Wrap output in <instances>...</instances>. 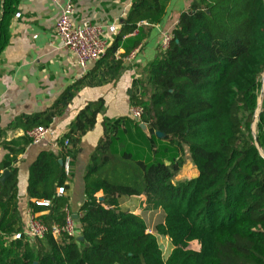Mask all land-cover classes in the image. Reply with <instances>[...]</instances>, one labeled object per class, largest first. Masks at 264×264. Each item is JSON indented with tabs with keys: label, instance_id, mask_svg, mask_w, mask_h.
Returning <instances> with one entry per match:
<instances>
[{
	"label": "trees",
	"instance_id": "1",
	"mask_svg": "<svg viewBox=\"0 0 264 264\" xmlns=\"http://www.w3.org/2000/svg\"><path fill=\"white\" fill-rule=\"evenodd\" d=\"M169 1L132 0L107 53L114 55L122 37L139 23H159ZM19 2L0 0V54L9 43ZM173 34L169 49H161L146 68L140 92L131 94V106L144 108L141 121L131 115L104 120V134L85 173L78 236L16 238L24 228L17 162L31 139L26 134L7 139L16 126H50L78 83L52 109L0 128V147L8 150L0 162V264H264V157L257 146L264 148V104L255 134L252 129L264 72V0L244 5L241 0H194ZM142 39L133 38L124 54ZM104 104L101 98L78 112L59 141L62 156L43 150L30 166L29 205L38 211L43 206L36 200H52L49 213L41 216L48 225L65 217L56 189L65 187L68 176L59 159L65 154L74 158ZM65 139L71 147L64 146ZM187 147L199 175L175 181ZM142 195L153 210H163L156 233L148 231L141 215L112 206L115 199ZM158 234L174 244L166 257ZM194 240L200 241V250L189 248Z\"/></svg>",
	"mask_w": 264,
	"mask_h": 264
},
{
	"label": "crops",
	"instance_id": "2",
	"mask_svg": "<svg viewBox=\"0 0 264 264\" xmlns=\"http://www.w3.org/2000/svg\"><path fill=\"white\" fill-rule=\"evenodd\" d=\"M68 1L70 0H61V6ZM72 1L76 9L73 15L75 22L90 19L99 23H117L119 31L113 36L114 40L132 5V0ZM193 1L170 0L159 23H139L134 32L124 35L116 52L125 53L133 38L143 36L139 43L141 49L132 62L116 61L113 54L107 53L87 68H82L56 34L61 6L51 0H20L9 25V43L0 54V128L15 126L19 117H22L24 122L26 117L52 109L65 90L78 83L62 114L56 116L48 126L50 133L41 142L27 145L25 151L18 156L19 209L24 225L28 211H34L29 205L27 192L30 166L43 150H51L62 156L63 145L59 141L69 131L78 112L88 103L102 98L105 104L98 122L74 149L72 175H69L65 182L64 194L58 196L67 201L65 206H68L74 215L80 212V207L86 199V169L104 134V120L130 115L131 94L133 91L140 92V82L147 78L146 68L161 50L163 33L173 31L181 14ZM26 132L24 127L16 126L8 130L7 139L21 137ZM7 153L8 150L1 146L0 162ZM197 172L199 174V171ZM102 195V191L97 193L98 197ZM145 198L144 195L126 196L115 199L112 206L141 209L140 203ZM49 211L50 207L36 210L41 216L47 215ZM130 211L140 212L139 209ZM140 214L143 217L142 213ZM143 218L145 219V216ZM146 222L148 224L147 220ZM148 227L150 228V224Z\"/></svg>",
	"mask_w": 264,
	"mask_h": 264
},
{
	"label": "built area",
	"instance_id": "3",
	"mask_svg": "<svg viewBox=\"0 0 264 264\" xmlns=\"http://www.w3.org/2000/svg\"><path fill=\"white\" fill-rule=\"evenodd\" d=\"M54 4L61 6V0H51ZM75 4L72 0L61 6V14L56 24V34L60 38L62 44L76 57L77 64L82 68H87L91 63L103 58L108 49L112 46L114 35L119 31L117 23H99L93 22L90 19H82L78 22L73 20L75 13ZM19 15V13H18ZM173 31L163 33L161 41V49L166 51L169 49ZM141 45L134 48L131 52L124 54L116 52L114 58L116 61L132 62L135 60ZM130 115L137 121H141L144 115V108L140 105L130 107ZM50 133V128L44 125H38L27 130L26 135L31 139V143L37 144L41 142ZM64 146L70 147L69 139L64 140ZM63 167L65 174L69 176L71 171L72 157L70 154H65ZM64 187L60 186L57 189V196L64 194ZM37 206L51 207L53 202L51 199H41L35 201ZM65 217L62 223L55 222L48 225L36 211H28V218L24 228L16 232L17 239L25 237L31 241L45 237L47 234H52L55 238H60L63 234L78 236L79 224L78 219L71 212L68 206L64 207Z\"/></svg>",
	"mask_w": 264,
	"mask_h": 264
},
{
	"label": "rangeland",
	"instance_id": "4",
	"mask_svg": "<svg viewBox=\"0 0 264 264\" xmlns=\"http://www.w3.org/2000/svg\"><path fill=\"white\" fill-rule=\"evenodd\" d=\"M246 1L247 0H241L242 5H244ZM263 104H264V72L262 73L261 79H260L258 107H257L256 112H255V121H254L253 126H252L254 134L256 133L257 118H258L260 111L262 110ZM257 146H258L262 156L264 157V148H262L258 143H257ZM196 169L197 168H196L195 164L193 163V161L190 158V152H189L188 147H187L186 152H185V164L183 165L180 173L175 177V181L192 179V178L198 177L199 174L197 172L198 170H196ZM63 202L66 205L67 201L63 200ZM140 204H141V209H140V207H135V208L131 207L129 210L139 209L140 212L135 211L134 213H136L138 215H141L140 213H142L143 217L145 216V219L148 221V224H150V228L148 229V231L152 232V233H156L154 226L161 219V217L163 215L162 214L163 210L162 209L153 210L151 208V206H148L146 198ZM149 211H151V213ZM158 237H159L160 246L163 250L164 256L166 257L170 254V252L174 248V244H173L171 238H169L168 236H162V235L158 234ZM189 248L198 250L199 248H201L200 241L199 240L191 241L189 243Z\"/></svg>",
	"mask_w": 264,
	"mask_h": 264
},
{
	"label": "water",
	"instance_id": "5",
	"mask_svg": "<svg viewBox=\"0 0 264 264\" xmlns=\"http://www.w3.org/2000/svg\"><path fill=\"white\" fill-rule=\"evenodd\" d=\"M140 126L142 127V129H143L144 131L148 132V126H147L146 123L141 122ZM156 134H157L158 137H165V133H163V132H161V131H157ZM59 163L62 165V164H63V160H62V159H59ZM8 174H9V171H8V170L5 171V173L3 174L1 180L4 181V180L6 179V177L8 176ZM75 217L78 219V215H75ZM83 239H84L83 236H80V237H79V240H83ZM35 264H38V263L35 262Z\"/></svg>",
	"mask_w": 264,
	"mask_h": 264
}]
</instances>
